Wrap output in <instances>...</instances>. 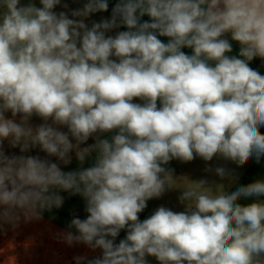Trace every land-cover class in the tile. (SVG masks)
<instances>
[{"label": "clouds", "instance_id": "9594fccd", "mask_svg": "<svg viewBox=\"0 0 264 264\" xmlns=\"http://www.w3.org/2000/svg\"><path fill=\"white\" fill-rule=\"evenodd\" d=\"M72 3L0 0V232L41 221L68 192L88 215L59 238L101 251L75 264H264V202L238 203L264 196V180L231 193L189 181L185 211L139 218L177 187L172 160L264 157V75L249 66L264 60V0H117L99 21L109 0ZM72 153L81 167L63 171Z\"/></svg>", "mask_w": 264, "mask_h": 264}, {"label": "crops", "instance_id": "0c3cea01", "mask_svg": "<svg viewBox=\"0 0 264 264\" xmlns=\"http://www.w3.org/2000/svg\"><path fill=\"white\" fill-rule=\"evenodd\" d=\"M10 115L9 113L8 116ZM34 122L36 118H33L32 124ZM5 149L8 154H21L19 148H9L7 142H5ZM27 155L46 157V154L38 149H33ZM50 159L58 162L55 157ZM60 195L64 198L62 207L53 208L49 213L45 212L41 221L21 224L20 228L15 231L0 232V264H74L73 258L76 256L94 258L101 255L99 249L93 251L82 244L70 247L61 241L58 233L66 229L71 219L73 217L84 219L87 215H80L78 209L74 207L77 202L75 198L78 195H71L68 192H62ZM53 216L55 219H52ZM61 217L65 219L61 220ZM144 219H146V214ZM123 235L126 236V232L122 230L117 237V243L119 237L121 239Z\"/></svg>", "mask_w": 264, "mask_h": 264}, {"label": "rangeland", "instance_id": "374dc122", "mask_svg": "<svg viewBox=\"0 0 264 264\" xmlns=\"http://www.w3.org/2000/svg\"><path fill=\"white\" fill-rule=\"evenodd\" d=\"M28 0H21V3H27ZM34 2L39 6V0H34ZM62 2H68L70 4L71 8L79 7V4L72 3V0H62ZM61 9H57V11H60ZM101 17H109V15L104 13H96L94 14L90 19L99 21ZM90 22V21H86ZM114 34V33H113ZM134 102H140L139 100H135ZM35 118V117H34ZM41 121L36 118V122L33 124H39ZM111 133L105 134L102 138H111ZM94 143V140L90 138L87 141V144ZM82 145V147L87 146ZM95 154L93 153V156ZM93 163V159L89 158L85 161L83 164L84 168H87L91 166ZM170 169L174 170V180L176 181L177 187H171L165 191V193L160 198H154L147 202V207L145 208V214L146 219L149 218L154 211L160 207L164 206L166 208H169L175 212H181L185 211V205L182 204L179 200V197L182 194L183 187L187 186L189 184V181H199L201 179H206L209 182V185H212L215 187L216 185H223L224 189L227 193H231L232 191H235L238 186L247 185L249 183H252L256 180H264V161L260 160L259 163L255 162V160H249L248 163H246L242 167H237L234 163L224 161L222 159L214 158L212 161L205 162L199 157L194 159L191 162H181L179 160H175L174 162H170L168 164ZM63 171H72L76 170L81 167L79 161L75 157V153H72V161L69 165L65 166L63 164L60 165ZM218 166H224L229 170H233L234 175L236 176L235 180L229 181L228 179L221 180L218 176L215 175L214 171L207 172L205 169L207 167H211L213 170ZM242 177L241 181L238 182L240 177ZM181 187V188H180ZM60 192L59 194H61ZM80 195H78L76 199V203L74 204V207H76L80 213V215H88L85 211V201L83 197L79 198ZM80 201V202H79ZM261 201L264 202V196L256 198L251 197L247 199H242L238 201L240 204H248L252 202ZM67 207L65 206V209ZM49 213V212H47ZM61 220H64L65 218L61 217ZM122 238V237H121ZM120 240V237L119 239ZM147 260L150 264H158V261L154 257H147Z\"/></svg>", "mask_w": 264, "mask_h": 264}, {"label": "trees", "instance_id": "16d2710c", "mask_svg": "<svg viewBox=\"0 0 264 264\" xmlns=\"http://www.w3.org/2000/svg\"><path fill=\"white\" fill-rule=\"evenodd\" d=\"M117 2V0H109V11L106 12L109 16L111 14V8L115 5V3ZM149 18L147 16L143 17L142 18V21H146L148 20ZM120 30H125L123 28H121ZM160 38L163 42L167 43V38L166 37H158ZM230 39V37H228ZM232 43V47H233V51L232 53H230L229 55H236L238 56V53H239V44L238 42H235V41H230ZM182 51L188 53V54H191L192 50L191 49H182ZM249 66L253 69H256L260 72L261 75H264V60H261V58L257 57V58H254L251 62H249ZM261 133L264 134V127H262L260 129ZM262 161H264V157L261 158ZM175 160H172L171 162H174ZM165 167L169 168L170 166L169 165H166ZM144 216H145V210L143 212H141L139 214V218L141 221L144 220ZM125 232V231H123ZM125 236L123 235V237L121 239H123ZM88 259H92V258H88ZM75 264V263H74Z\"/></svg>", "mask_w": 264, "mask_h": 264}]
</instances>
